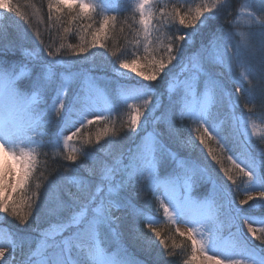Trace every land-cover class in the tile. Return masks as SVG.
I'll use <instances>...</instances> for the list:
<instances>
[{
    "label": "snow or ice",
    "instance_id": "obj_1",
    "mask_svg": "<svg viewBox=\"0 0 264 264\" xmlns=\"http://www.w3.org/2000/svg\"><path fill=\"white\" fill-rule=\"evenodd\" d=\"M25 7L32 12L0 0V216L21 226L41 214L51 219L47 227L34 229L39 239L21 264H146L129 250V236L148 253L153 243L160 244L151 264H169L168 257L174 264H264V217L246 214L249 202L264 208V147L253 151L254 141L264 144V132L252 120L258 99L264 108V0H244L230 22L233 30L218 24L199 47L196 37L210 21L231 14V0H129L126 6L121 0H47L50 27H62L65 18L69 25L93 23L76 27L78 44L63 42L71 27L63 28L58 46L45 44L36 30L35 46L22 49L26 62L5 59L15 55L17 40L23 39L12 35L7 18L43 20L40 8ZM121 12L131 15L118 21ZM96 16L99 27H94ZM241 17L247 31L239 30ZM117 23L131 39L125 35L126 46L114 50L104 41ZM174 25L179 26L174 32L165 31ZM92 50L112 59L111 70L121 81L111 108L99 77L91 70L73 71V59H95ZM217 66L229 71L234 90ZM77 80L80 86L73 91ZM93 96L104 103L98 105ZM241 99L247 112L238 113ZM117 102L128 109L119 129L105 115L118 110ZM222 109H227L223 115ZM52 116L60 121L55 133L49 131ZM186 121L194 127L183 137ZM102 123L95 135L87 132ZM122 135L130 145L119 143ZM230 138L239 141L240 151L225 157ZM197 146L200 155H194ZM45 148L68 167L49 172L47 160L40 159L49 156ZM238 176L245 198L237 204L232 186L239 188ZM200 189L204 192L197 194ZM225 219L230 221L227 235ZM161 220L191 225L186 232L175 228L190 246L185 257L177 259L182 244L173 239L169 246L161 237L156 226ZM249 220L251 239L239 229L231 231L237 221ZM26 242L9 231L7 247L0 246V264H15Z\"/></svg>",
    "mask_w": 264,
    "mask_h": 264
},
{
    "label": "trees",
    "instance_id": "obj_2",
    "mask_svg": "<svg viewBox=\"0 0 264 264\" xmlns=\"http://www.w3.org/2000/svg\"><path fill=\"white\" fill-rule=\"evenodd\" d=\"M170 1H171L170 3H173V0H170ZM26 2H27V0H25V4H26ZM16 3L17 4H20V3L22 4L24 2H23V0H20V1L16 0ZM29 3L36 4L37 8L41 9V12H43V9H46V6L43 5V0H29ZM121 3H122V5L126 6L127 3H129V2H128V0H121ZM176 3H178V2H176ZM231 3H232V7L230 9V13L231 14L228 15L226 17V19L224 17H221L217 21H210L209 22V26H206L204 29L201 30L202 36H197L196 37L195 47H199L202 38H203V42L207 43V40L210 38V30L214 29V27L216 25H218V24H223L225 26L226 30H233L231 28V26H230V22L233 21V19L237 16V10H238L237 8H238V6H240V4L244 3V0H231ZM22 6L23 5H21V7ZM258 6L259 5H257V7ZM23 8H25V9H23ZM26 9L27 8L25 6L22 7V10H24L26 13H28ZM130 15H131V13H129V12H121V13L118 14V21H123V19L126 16H130ZM97 20H98V16L95 17L94 27H99V26H97L98 25L97 24ZM90 23H93V21L85 19L83 21L73 22L71 25H69L67 23V19L65 18V22H64L62 27H58V28H52L51 27L52 28V32L54 34V38L49 39L47 41V43H53L54 46H58L59 43L62 42L59 39V37L64 35L63 28L64 27H71L73 29V31L71 33H69V34L70 35L73 34V36L71 37L69 34H67V36L65 37V40L63 42H67V43H71V44H78L80 41L77 38L78 37V33L75 31L76 27L79 24L87 25V24H90ZM128 23L132 24V20L129 19ZM154 23H155V21H154ZM121 26H122L121 23H117V30H116L115 33H113L111 29L109 30V32H107V39L104 42L106 44H108L109 48H113V46H115L114 50L123 49L126 46L125 45L124 36L127 35L128 38L131 39V34L129 33V30L126 27H125L124 33H120L119 32V29H120ZM46 27H49V26H46ZM135 27H137V25H133V28H135ZM178 27H179L178 25H174L173 28L168 29V32H174ZM182 31L183 30L180 29L181 34H182ZM45 33L47 34V32H45ZM113 36L115 37V39H113ZM18 41H20V43L24 42V40H22V39H19ZM192 50H194V49H192ZM92 51L95 52V59H93L91 61H89L86 57L76 58V59H73L71 61L72 65H73V71H78V70H81V69L91 70V72L93 74H95L97 77H100L101 79H103L104 77H107V79L111 83H113V79H115L117 77L110 72L111 69H110L109 66H111V64H112V59L105 57L104 54L101 51L100 52H96V50H92ZM4 58L5 59H14V60H17V61L26 62L24 60V57L20 55V48L18 46H16L15 55L8 54ZM124 58H129L130 59L131 57L126 55ZM82 60H85L86 62H82ZM217 69H218L219 72L224 74L225 80L228 81V83H229V85H228L229 89L230 90H234V86L231 84L230 79H229V75H230L229 71L226 68L220 67V66H217ZM158 86L162 89L163 84H160ZM105 87H106V89H107V91H108V93L110 94L111 97L116 95V89L114 88V83L111 85L109 82H105ZM112 103H113V101H112ZM163 103L166 104L167 100L164 99ZM244 104H245V101L243 99H241L240 100L239 109H238V113L247 112V109L244 107ZM120 105L121 104L119 102H117L118 110L114 111V112H111V114L107 113V115H106L109 123H111L112 121L115 122V126H116L117 129L120 128L121 122L126 120L125 117L123 119H120L119 115H121L124 112V111L121 110ZM249 107H252V106L249 105ZM226 110L227 109H222L221 110V114L223 115V112L226 111ZM253 113H254V115L252 116V120L257 124V126H258L257 128L260 129V131L264 132V122H262V120H261V116H262V114H264V108L261 107V101L259 99L256 101V106H255V108H253ZM157 114H159V113L157 112ZM185 123H186L187 127L182 131V136L183 137H187L188 135L192 134V133H189L188 128L194 127L193 125H191L190 122L186 121ZM102 124H103V126H105L104 123H102ZM58 128H59V124H58V127H57L56 131L58 130ZM90 129H91V126L89 127V129L87 131H89ZM83 131H85V130H82V132ZM119 143L123 144V145L127 144V146L130 145V141L127 138V136H123V135H122V139L119 141ZM210 143L212 144L213 147H217V145L214 142H210ZM253 143H254L253 151H258L261 147H264V144H262L260 142L254 141ZM79 147H81V145L78 144L77 148H79ZM225 148L227 149V151H225V153H224L225 157L227 155H230V154L234 155L235 152L240 151L239 141H236V140L230 138L229 142L227 144H225ZM42 151L49 152V156H50V148L42 149ZM40 158L43 161L44 156H41ZM53 162L49 164V168L52 167L53 165H56V162H55V164ZM63 163H67V162L64 161ZM228 165H229V163H228ZM65 167H68V166L65 165V164H62L61 168L63 169ZM216 167L219 170V167L218 166H216ZM58 168L60 169L59 165H58ZM81 174H84L83 170H82ZM218 174H220V175L222 174L223 175V173L220 170L218 171ZM72 190L74 191L75 189H72ZM237 193L239 194V192H237ZM240 195H242V194L240 193L238 196H235L237 203L240 200L245 198V196H240ZM138 203L140 205H143V203H144L143 196H142L141 200ZM249 204L252 205V207L250 209H249V205H241L240 206V207H242L244 209H249V211L246 213L247 215L256 214V215H258L259 218L264 217V208H261V207L257 206L259 204L258 201L255 202V204H254V202H249ZM156 208H157V204H156L155 201H153L150 210L155 213ZM34 216H35V214H34ZM34 220L35 219H33V221ZM32 223L33 222L28 223V225H32ZM10 226H12V225H10ZM156 226L160 229L162 238H164L166 235H171V233H172V231H171L172 229L171 228L172 227H171V224L168 221H162L161 220V222L159 224H157ZM23 227H21L19 230L16 227H12L10 229L12 230V232L18 233L19 235H22V236H24L27 239L28 231H26L27 230L26 225L23 226ZM141 227H143V225H141ZM169 229H171V230H169ZM174 233H176V232L173 231V234L170 237H168V238H170L168 241L171 242V244H172V241L174 239L177 244H182L183 245V249H177L176 250L177 259H180V258L185 257L190 252V249H189L190 246H189V244H188V242L186 240H183V238H181V237L178 238L179 236L177 234H174ZM146 235H147V233H146ZM150 238L153 241L156 239L152 235H151ZM125 243L129 247V250L136 257H138V258H140L142 260H145L147 264H151V260H152L153 257H149V256L144 254L145 249L143 248V244H142L141 241L134 240V239L131 238V236H129L125 240ZM254 243L259 245L260 242L259 241H254ZM23 250H26L25 245H24V247L22 249H18L17 250L16 255L18 256L20 251H23ZM167 261L169 262V264H174V261H173L172 257H168Z\"/></svg>",
    "mask_w": 264,
    "mask_h": 264
},
{
    "label": "rangeland",
    "instance_id": "obj_3",
    "mask_svg": "<svg viewBox=\"0 0 264 264\" xmlns=\"http://www.w3.org/2000/svg\"><path fill=\"white\" fill-rule=\"evenodd\" d=\"M20 1V0H19ZM183 0H180V2H182ZM23 2L24 3H20L21 5H23V6H26V5H29V4H31V3H29V0H27V2H26V4H25V0H23ZM128 2H129V0H128ZM168 2L170 3L171 1L170 0H168ZM176 2H178V0H173V3H176ZM13 3H16V0H13ZM243 4V3H242ZM242 4H240V6L242 5ZM31 5H35L36 7H37V5L36 4H31ZM43 5H45L46 6V9H43V12H41V16H42V18H43V20H42V22H37V20L35 19V17H33V16H31V15H29V20L28 21H23V20H19V19H15V18H10V17H8L7 18V21L8 22H11L12 24H13V26H14V30H13V32H12V35L14 36V37H17V36H20V35H22L23 36V39L22 40H24V42H21L20 43V41H18L17 40V46L20 48V55L22 56V49L23 48H32V47H34L35 46V41H34V32L36 31V30H39L40 32H41V39L44 41V43L45 44H48L47 43V41L49 40V39H52V38H54V34H53V32H52V28L50 27L51 25H52V21H50L49 20V17H48V13H47V0H43ZM22 6V7H23ZM240 6H238V8L237 9H239L240 8ZM21 7V8H22ZM27 9V12L30 14L31 12H32V9L31 8H29V7H26ZM23 9H25V8H23ZM0 15H3V13L2 12H0ZM237 17V16H236ZM235 17V18H236ZM100 19H101V17L100 16H98V20H97V26H99V21H100ZM137 19H138V17H137ZM241 19V24H240V26H239V30L240 31H247V28L245 27V25L243 24V17H241L240 18ZM46 26H49V27H46ZM110 30V29H109ZM109 30H108V32H109ZM165 31H168V28H166L165 29ZM45 32H47V34L45 33ZM70 35V34H69ZM71 37L73 36V34H71L70 35ZM253 43H256V41L254 40L253 41ZM102 52V51H101ZM103 53V52H102ZM19 55V54H18ZM82 62H86L85 60H82ZM110 67V69H111V66H109ZM233 70L235 71V72H239L240 71V69H238V68H235V66H234V68H233ZM216 71L217 72H219L218 71V69L216 68ZM110 72L113 74V72H112V70H110ZM221 73V72H220ZM92 75H94V76H96L95 74H93L92 73ZM111 77V76H110ZM229 77H230V75H229ZM100 78V77H99ZM223 78H224V74H223ZM225 79V78H224ZM116 80V81H115ZM105 82H109L111 85L114 83V88L117 90V85L119 84V83H121V81L119 80V78L117 77V78H115V79H113V83H111L108 79H107V77H104L103 79H99L98 80V83H99V85H100V87L101 88H103V89H106V87H105ZM228 85H229V83H228ZM80 86V81L79 80H77V82H76V84L73 86V91H75V89H76V87H79ZM162 88H163V86H162ZM93 99L94 100H96V103L99 105V104H103L104 102H102V101H100V100H97L96 98H95V96H93ZM166 99V98H165ZM129 103H131V101H129ZM111 105H112V99H111V97L107 100V102H106V106L107 107H111ZM119 106V105H118ZM120 107H121V110L122 111H124L121 115H119L120 116V119H123L124 117L127 119V112H128V109H127V107L126 106H123L122 104L120 105ZM107 113L108 112H105V115H107ZM123 116V117H122ZM89 118H91V117H89ZM50 119H51V123H50V125H49V131L50 132H52V133H55V131H56V129H57V127H58V124H59V126H60V121H59V118L58 117H56V116H52V117H50ZM119 120V119H118ZM105 126H103V124H100V125H93V126H91V129L89 130V131H87V132H90L92 135H95V133H96V131L98 130V128H100V129H102V128H104ZM74 130V129H73ZM83 130V129H82ZM257 130L258 131H260V129H258L257 128ZM87 132L85 133V134H87ZM68 133L67 132H65V135H67ZM79 143H76L74 146H76L77 147V145H78ZM80 145V144H79ZM124 145H126L127 146V144H124ZM62 150V149H61ZM195 155H200V151H199V146L197 147V150H196V152L194 153ZM234 158H235V156H234ZM41 159V158H40ZM42 160V159H41ZM43 160H47V168H48V171L49 172H51L53 169H56V168H58V165L60 166V169H62L61 168V166H62V164H65V165H67L68 166V163H63L64 161L63 160H60V159H52L51 158V149H50V156H48V157H44V159ZM55 164V162H56V165H53L52 167H50L49 168V164L50 163H52L51 161ZM237 162H239V161H237ZM61 163V164H60ZM228 161L225 159V161H224V166L225 167H228L229 165H228ZM218 169H217V167H216V172H217V174H218ZM81 172H82V170H81ZM37 175H38V173H37ZM45 175H47V172L45 173ZM220 177H223V175L221 174H218ZM49 178H51V177H49ZM223 180H224V182H226V183H228V184H231V182H229V181H226V177H223ZM236 185H238L239 186V188H237L235 185L234 186H232V191H233V199L236 201V197L235 196H238L240 193L242 194V195H240V196H244V194H243V192H242V189L244 188V183H243V178L242 177H240V176H238L237 177V180H236ZM204 192V189H200L199 190V192L197 193V194H202ZM237 192H239V194L237 193ZM237 193V194H236ZM237 202V201H236ZM238 204V203H237ZM157 207H158V205H157ZM157 209V208H156ZM35 214V213H34ZM118 215L120 214V213H117ZM252 216H255V217H257V218H259L258 217V215H256V214H251ZM50 219L51 218H47V217H45L43 214H41V216H40V218H39V220H34L33 221V219L32 218H30L29 219V223H31V222H33L32 223V225H26V228H27V230L26 231H28V237H27V239H26V243H25V247H26V250H23V251H20V253H19V255L17 256L16 255V259H15V264H21V261L26 257V254H27V252L29 251V246H31V247H35V244H36V242L38 241V239H39V231H34V229H37V228H40V229H42V228H45V227H47V225H48V223H49V221H50ZM162 221H166V220H162ZM252 221L251 220H249L247 223H245V222H242V221H237V223L232 227V229H231V231L232 232H236L237 231V229H239L240 231H239V235H241V236H244V237H248L249 239H251L250 238V236H249V234H248V232H247V225H248V223H251ZM228 223H230V221L229 220H227V219H225V235H227L228 234V231H229V229H228V227H227V225H228ZM10 225H12V226H10ZM254 227H260V226H262V225H259V224H255V225H253ZM12 227H16L18 230L21 228V227H23V226H20V224L15 220V219H13V218H5L4 216H0V246H3V247H7V244H6V237H7V234H8V232L9 231H12L10 228H12ZM171 229H169V230H171L172 231V233H171V235L173 234V231H175V228L176 227H179V229L181 230V231H184V232H186L187 231V229L189 228V227H191V225L190 224H187V223H178L177 225H175V226H173V225H171ZM24 228V227H23ZM146 234V233H145ZM174 234H176V233H174ZM171 235H166L164 238L166 239V241H167V243H168V245L170 246L171 245V242H169L168 240L170 239V238H168V237H170ZM177 236V235H176ZM147 237H148V239H150L151 240V235L149 234V233H147ZM178 237V236H177ZM178 238H180V237H178ZM2 239H4L3 241H2ZM155 241V240H154ZM143 248H144V245H143ZM145 249V248H144ZM190 249V248H189ZM160 250H161V246H160V244L159 243H153L152 244V250H151V253H148V252H146V251H144V254L145 255H147V256H149V257H154L155 255H156V253L157 252H160ZM211 254H218V253H211ZM223 258V257H222ZM22 259V260H21ZM140 259V258H139ZM140 260H142V259H140ZM145 261V260H144ZM147 264V263H146Z\"/></svg>",
    "mask_w": 264,
    "mask_h": 264
},
{
    "label": "bare ground",
    "instance_id": "obj_4",
    "mask_svg": "<svg viewBox=\"0 0 264 264\" xmlns=\"http://www.w3.org/2000/svg\"><path fill=\"white\" fill-rule=\"evenodd\" d=\"M4 239H2V241H3Z\"/></svg>",
    "mask_w": 264,
    "mask_h": 264
}]
</instances>
